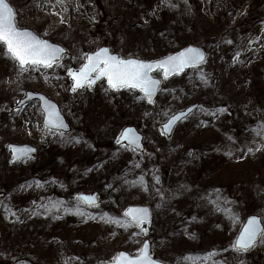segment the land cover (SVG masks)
I'll list each match as a JSON object with an SVG mask.
<instances>
[{"label":"rangeland","instance_id":"obj_1","mask_svg":"<svg viewBox=\"0 0 264 264\" xmlns=\"http://www.w3.org/2000/svg\"><path fill=\"white\" fill-rule=\"evenodd\" d=\"M9 2L20 28L69 53L52 68L21 70L0 45V264H100L121 250L137 255L146 239L169 264H264V238L230 247L248 215L264 218V0ZM104 45L149 61L188 45L208 55L170 78L156 71L154 102L106 78L73 91L68 69ZM27 92L57 102L71 131L45 127L38 101L18 106ZM129 126L143 152L116 144ZM9 144L37 153L11 163ZM82 192H98L99 204L84 205ZM134 205L152 209L149 232L110 222Z\"/></svg>","mask_w":264,"mask_h":264},{"label":"snow or ice","instance_id":"obj_2","mask_svg":"<svg viewBox=\"0 0 264 264\" xmlns=\"http://www.w3.org/2000/svg\"><path fill=\"white\" fill-rule=\"evenodd\" d=\"M0 45L5 47V55L10 56L19 63L21 70H27L30 66L41 65L45 68H52L58 63L61 53L64 51L58 45L41 39L27 29L20 28L16 21V11L9 0H0ZM85 58L87 62L79 69H68L74 80L73 91L85 86L92 87L97 80L105 77L111 88L117 90L122 88L140 89L150 102H154L153 96L159 87L160 80L151 75L153 69H161L164 78H167L170 75L182 72L186 67H196L203 62L204 54L198 48L188 47L162 59L145 61L138 58L125 59L122 56L111 54L109 49L102 47L98 51L85 54ZM44 111L47 117L46 126H50V130L58 131L67 127L59 109L46 98ZM185 116L184 112L172 116L168 123L164 125V130L171 131L172 125ZM139 140L140 137L135 130L127 128L121 132L120 138L116 142L120 144L122 141H127L128 145L126 146H140ZM10 147L13 149L14 160L27 157L33 151V149L27 147L14 145ZM141 182H143V178H141ZM78 199L85 204H94L98 198L94 195L80 194ZM62 203L54 202L52 207H59ZM228 211L230 212V210ZM77 212L84 215L79 208H77ZM262 219L264 218L257 215L250 216L230 247L236 251H247L250 247L255 246L258 238H264V222H262ZM145 221L150 222L149 208L129 207L125 210L122 220L115 219L110 222L123 223L125 227L136 225L141 228L142 232L146 233L147 228L143 227ZM205 255L210 258L214 253ZM106 264H163V262L152 256L149 245L145 242L143 247L138 249L137 255L120 252Z\"/></svg>","mask_w":264,"mask_h":264},{"label":"water","instance_id":"obj_3","mask_svg":"<svg viewBox=\"0 0 264 264\" xmlns=\"http://www.w3.org/2000/svg\"><path fill=\"white\" fill-rule=\"evenodd\" d=\"M11 4V3H10ZM12 5V4H11ZM13 6V5H12ZM15 9V8H14ZM16 19H17V17H16ZM17 21V20H16ZM22 29H27V30H29V31H31V32H33L35 35H37V36H39L41 39H43L40 35H38L34 30H32V29H30V28H22ZM44 40H47V39H44ZM50 43H52V44H55V45H58L60 48H62L64 51L61 53V58L59 59V61H61L62 59H63V57L65 56V55H67L68 53H69V51L66 49V48H64L63 46H61L60 44H57V43H54V42H52V41H50V40H48ZM107 48V49H109V51L111 52V54H113V55H118L119 56V54H117V53H115V52H113L112 51V49H111V47L110 46H107V45H104V46H101L100 48ZM188 47H195V48H198V49H200L202 52H203V54H204V60H203V62H201L199 65H202V64H204L205 62H206V60H207V51H206V49L203 47V46H198V45H188V46H186L185 48H188ZM99 48V49H100ZM185 48H183V49H181L180 51H182V50H184ZM98 49V50H99ZM97 50V51H98ZM180 51H178V52H180ZM95 52V51H94ZM93 53V52H92ZM175 53H177V52H174V53H171V54H169V55H167V56H170V55H174ZM167 56H165V57H167ZM129 58H137V57H129ZM162 58H164V57H161V58H158V59H162ZM125 59H128V58H125ZM139 59V58H138ZM158 59H156V60H158ZM142 60H144V59H142ZM58 61V62H59ZM145 61H149V60H145ZM151 61H154V60H151ZM199 65H197V66H199ZM196 66V67H197ZM81 67V66H80ZM80 67H71V69H79ZM191 68H194V67H186L182 72H185V71H187L188 69H191ZM158 70H161V69H153V71H152V73H151V75L155 78V79H158V80H160V84H159V87H158V89H157V91L155 92V94H154V96H153V100H155V98L157 97V95L159 94V90H160V88H161V86H162V84H163V80L161 79V78H159V77H156L155 75H154V73L156 72V71H158ZM162 71V70H161ZM182 72H180V73H182ZM163 73V72H162ZM177 74H179V73H177ZM177 74H173V75H170V76H168L167 78H170V77H173V76H175V75H177ZM164 76V75H163ZM72 77V76H71ZM103 78H105V77H102L101 79H103ZM101 79H99V80H97L96 81V83L92 86V87H90V88H94L96 85H97V83L101 80ZM79 89V88H78ZM29 94H32V95H29ZM45 98L47 99V100H49V101H51L58 109H59V111H60V113H61V116L63 117V120H64V122L67 124V127L66 128H61L60 130H58V131H62V132H69L70 130H71V126L69 125V123L67 122V120H66V118H65V116L63 115V113L61 112V108H60V106H59V104L57 103V102H55L54 100H52V99H50L49 97H47L46 95H44L43 93H40V92H27L26 93V96L23 98V99H21L20 101H19V103H18V106H23V105H25V104H30V103H32V102H34V101H38L39 102V105H40V108H41V111L43 112V124H44V126L45 127H47V128H49L50 129V126H46V123H47V117H46V113H45V111H44V101H45ZM21 101H23V103H21ZM198 108V104H193V105H189V106H187L186 108H184V109H182V110H180V111H177V112H175L174 114H172L162 125H161V130H162V132H163V134H165L167 137H170L172 134H173V132H174V130H175V128L183 121V120H185L187 117H189L196 109ZM190 110V111H189ZM181 112H184L185 114H186V116L185 117H183V118H180L179 120H177L173 125H172V127H171V131H167V130H164V125L165 124H167L168 123V121L172 118V116H174V115H178L179 113H181ZM127 128H131V129H134L135 130V132L139 135V137H140V140H139V145L140 146H137V145H131L130 147H132V148H135L136 150H139V151H144V149H145V145H144V137H143V135L140 133V132H138V130L135 128V127H133V126H129V127H126V128H124V129H127ZM123 129V130H124ZM55 131H57V130H55ZM120 138V137H119ZM120 144H124V145H128V142L127 141H122V143H120ZM18 146V147H27V148H30V149H33V151H31V153L27 156V157H29V156H31V155H34V154H36V152H37V148L36 147H34V146H32V145H30V144H22V145H18V144H9L8 145V147L11 149V152H12V159H11V163H14V162H16V161H19V160H22V159H24V158H27V157H24V158H21V159H13V149H12V147H10V146ZM80 194H85V195H94V196H96L97 198H98V193L97 192H94V193H79L78 194V196L77 197H79V195ZM83 202V201H82ZM84 203V202H83ZM85 204V203H84ZM99 204V199H97V202L96 203H94V204H85L86 206H88V207H94V206H97ZM130 207H147V208H149L150 209V222H148V221H145V223H144V225H143V227L144 228H147V231L150 229V224H151V220H152V210H151V208L148 206V205H134V206H130ZM252 215H257V214H251V215H249L247 218H246V220H245V222H244V224L247 222V220H248V218L250 217V216H252ZM257 216H260V215H257ZM261 217V216H260ZM262 222H263V220H262ZM244 224H243V226H244ZM243 226H242V228H243ZM242 228H241V230H242ZM240 230V231H241ZM240 231H239V233H240ZM239 233L237 234V236L239 235ZM236 236V237H237ZM236 239V238H235ZM260 238H258V240H259ZM258 240H257V242H258ZM145 242H147L148 243V245H149V250H150V252H151V242H150V240L149 239H146L144 242H143V244H142V246H141V248L143 247V245H144V243ZM256 242V243H257ZM252 247H250L249 249H251ZM248 249V250H249ZM120 252H127V251H124V250H121V251H119L118 253H120ZM129 253V252H128ZM156 259V258H155ZM157 260V259H156ZM160 261V260H159ZM161 262H163V264H168L167 262H164V261H161ZM100 264H106V262H104V263H100Z\"/></svg>","mask_w":264,"mask_h":264},{"label":"trees","instance_id":"obj_4","mask_svg":"<svg viewBox=\"0 0 264 264\" xmlns=\"http://www.w3.org/2000/svg\"><path fill=\"white\" fill-rule=\"evenodd\" d=\"M204 47H205V48H207V46H206V45H204Z\"/></svg>","mask_w":264,"mask_h":264}]
</instances>
